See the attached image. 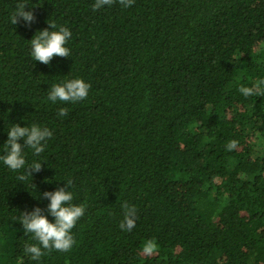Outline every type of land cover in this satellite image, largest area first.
Masks as SVG:
<instances>
[{"label":"trees","instance_id":"1","mask_svg":"<svg viewBox=\"0 0 264 264\" xmlns=\"http://www.w3.org/2000/svg\"><path fill=\"white\" fill-rule=\"evenodd\" d=\"M21 2L31 27L11 23ZM94 3L0 0V156L14 124L53 132L39 156L25 149L24 169L0 160V264H264V96L239 92L264 80V0ZM48 23L73 33L51 66L30 44ZM75 78L91 84L85 101L47 99ZM68 179L86 206L77 243L34 261L21 213L46 210L39 197ZM125 202L138 210L131 232ZM149 239L159 251L145 257Z\"/></svg>","mask_w":264,"mask_h":264},{"label":"clouds","instance_id":"2","mask_svg":"<svg viewBox=\"0 0 264 264\" xmlns=\"http://www.w3.org/2000/svg\"><path fill=\"white\" fill-rule=\"evenodd\" d=\"M119 4L123 8H130L135 4V0H95L92 5L93 11H98L105 6L112 7ZM29 5L27 3H18L16 10L11 16V23L18 25L23 20L28 27L36 22L34 11H26ZM50 28L37 32L31 40V55L36 62L51 66L54 58H69L71 52L66 45L71 39L73 33L65 26H57L55 23H48ZM58 28V30H57ZM91 84L86 83L82 78L69 79L62 83L54 84L48 91L47 99L53 103L59 101L64 104H75L85 101L89 96ZM239 92L245 96H264V80L256 81L253 86H241ZM68 108L58 109V116L68 115ZM8 139L4 145V154L0 160L12 171H19L25 168L26 159L24 151L30 148L33 154L39 156L45 151L47 141L53 137V132L47 127H41L38 124L21 127L20 124H14L8 130ZM24 143L21 144L20 141ZM238 141L231 140L226 145V150L233 151L237 149ZM43 165L39 162H33L27 168V175L33 177V173L42 171ZM19 179L24 180L26 176L21 175ZM65 187L59 188L54 192H44L42 199L50 201L47 209L36 207L32 212H23L20 217V224L23 226L25 234H31L35 243L24 245V252L34 261H39L46 254L53 251L70 252L77 241L73 230L79 221L85 216L86 206L73 203L74 194L71 191L73 181L68 179ZM35 188V185H33ZM123 220L119 227L121 230L131 232L136 227L138 219V210L135 206L125 202L122 205ZM45 212L47 214H45ZM49 216L54 218V222L49 220ZM142 255L152 257L158 254L159 246L155 239H149L142 246Z\"/></svg>","mask_w":264,"mask_h":264}]
</instances>
